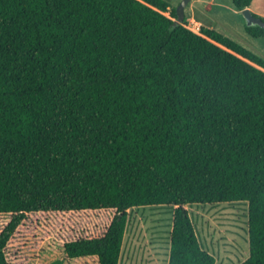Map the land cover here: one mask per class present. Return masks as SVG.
<instances>
[{
  "label": "trees",
  "instance_id": "16d2710c",
  "mask_svg": "<svg viewBox=\"0 0 264 264\" xmlns=\"http://www.w3.org/2000/svg\"><path fill=\"white\" fill-rule=\"evenodd\" d=\"M169 7L0 0V264L28 214L98 209L115 210L104 233L64 253L118 264L127 210L141 206L173 208L167 264H215L185 206L232 201L248 205L239 264H264V59L175 25Z\"/></svg>",
  "mask_w": 264,
  "mask_h": 264
},
{
  "label": "rangeland",
  "instance_id": "374dc122",
  "mask_svg": "<svg viewBox=\"0 0 264 264\" xmlns=\"http://www.w3.org/2000/svg\"><path fill=\"white\" fill-rule=\"evenodd\" d=\"M169 10L181 0H167ZM221 29L234 41L264 59V39L254 38L238 28L240 11L234 12L231 0H224ZM184 13L186 20L189 8ZM197 12L201 4L195 3ZM190 13V12H189ZM198 15V13H197ZM189 20V18H187ZM193 25V24H192ZM225 29V30H224ZM227 31V32H226ZM227 36V35H226ZM229 37V36H227ZM230 38V37H229ZM185 208L195 227L201 246L215 257V264H239L249 255L248 205L246 202H222L212 205L190 204ZM114 209L69 212H34L16 228L5 247L9 264H98L95 256L66 257L63 245L78 237L99 236L106 230ZM173 208L141 206L127 210V223L118 264H167ZM10 215L0 213V230Z\"/></svg>",
  "mask_w": 264,
  "mask_h": 264
},
{
  "label": "crops",
  "instance_id": "0c3cea01",
  "mask_svg": "<svg viewBox=\"0 0 264 264\" xmlns=\"http://www.w3.org/2000/svg\"><path fill=\"white\" fill-rule=\"evenodd\" d=\"M231 2H232V0H231ZM191 3H192V5H191V7L189 8V11H188V16L189 17L186 16V20L189 23V27L190 28H192L193 30L197 31L200 26H204V27H207V28L215 29V30L219 31L220 33H222L223 35H225V36L227 35L230 38H233L231 35H229V33H225L221 29L222 25H224V21L226 22V20H224V21H220V20L216 21V19L215 20L213 19L214 16L215 17L216 16H218V17L221 16L222 8L226 5V3H224V0H190L188 4H191ZM195 3L201 4V8L202 9L199 10V12H197L196 9L194 8V4ZM188 4L185 7V11H184L185 13H186ZM232 10L234 12H237V10L234 8V6H233ZM249 10L252 13H255L258 16L264 18V0H251L250 6H249ZM197 13H198V15H197ZM186 15H187V13H186ZM187 18H189V20ZM237 23H238V28L241 31H245V28H244L245 21H244V19L243 20L238 19ZM258 38H260V37H258Z\"/></svg>",
  "mask_w": 264,
  "mask_h": 264
},
{
  "label": "water",
  "instance_id": "95a60500",
  "mask_svg": "<svg viewBox=\"0 0 264 264\" xmlns=\"http://www.w3.org/2000/svg\"><path fill=\"white\" fill-rule=\"evenodd\" d=\"M190 0H181L178 4V6L176 7V14H177V18L174 20V24H180L182 23L183 19H184V11H185V7L187 6V4L189 3ZM245 24L248 26H259L264 28V22L255 17L252 12L249 10V8H245L243 10L240 11Z\"/></svg>",
  "mask_w": 264,
  "mask_h": 264
},
{
  "label": "built area",
  "instance_id": "2783aa9c",
  "mask_svg": "<svg viewBox=\"0 0 264 264\" xmlns=\"http://www.w3.org/2000/svg\"><path fill=\"white\" fill-rule=\"evenodd\" d=\"M188 27H189V25H188ZM190 28V27H189ZM192 29V28H191Z\"/></svg>",
  "mask_w": 264,
  "mask_h": 264
}]
</instances>
